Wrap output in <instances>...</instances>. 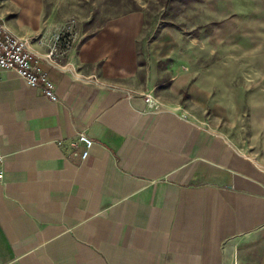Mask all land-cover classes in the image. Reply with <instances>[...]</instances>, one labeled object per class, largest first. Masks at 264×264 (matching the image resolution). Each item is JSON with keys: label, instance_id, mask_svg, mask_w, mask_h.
<instances>
[{"label": "crops", "instance_id": "0c3cea01", "mask_svg": "<svg viewBox=\"0 0 264 264\" xmlns=\"http://www.w3.org/2000/svg\"><path fill=\"white\" fill-rule=\"evenodd\" d=\"M23 1L0 18L58 100L0 69V264H235L242 240L264 264V167L138 78L132 23L62 39Z\"/></svg>", "mask_w": 264, "mask_h": 264}, {"label": "rangeland", "instance_id": "374dc122", "mask_svg": "<svg viewBox=\"0 0 264 264\" xmlns=\"http://www.w3.org/2000/svg\"><path fill=\"white\" fill-rule=\"evenodd\" d=\"M40 3L46 12L39 20L59 37L85 40L117 29L118 23H132L138 78L150 81L158 96L157 91L168 92L186 118L202 122L209 133L264 167V0ZM24 8L23 0H0V14L8 21ZM246 241L236 244L231 258L261 264L258 248L242 250Z\"/></svg>", "mask_w": 264, "mask_h": 264}, {"label": "built area", "instance_id": "2783aa9c", "mask_svg": "<svg viewBox=\"0 0 264 264\" xmlns=\"http://www.w3.org/2000/svg\"><path fill=\"white\" fill-rule=\"evenodd\" d=\"M68 39V37H61ZM56 39L48 56L53 57L58 51V41ZM70 39V38H69ZM68 39V40H69ZM0 69L15 71L30 87L42 86L45 95L52 101L58 100L54 83L48 78L40 65V57L34 54L28 44V40L15 35L10 31L0 18ZM144 101L150 107L157 109L159 101L152 96L144 95ZM79 141L86 145V149L81 154L83 160L88 159L90 149L94 144L93 139L85 134L79 135ZM1 161V157H0ZM4 177L0 168V182Z\"/></svg>", "mask_w": 264, "mask_h": 264}, {"label": "water", "instance_id": "95a60500", "mask_svg": "<svg viewBox=\"0 0 264 264\" xmlns=\"http://www.w3.org/2000/svg\"><path fill=\"white\" fill-rule=\"evenodd\" d=\"M235 264H245V263L241 262L240 260H237Z\"/></svg>", "mask_w": 264, "mask_h": 264}]
</instances>
